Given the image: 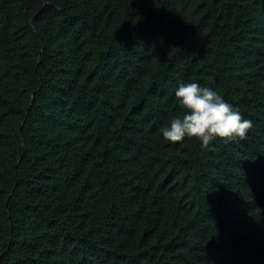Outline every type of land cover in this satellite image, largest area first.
I'll use <instances>...</instances> for the list:
<instances>
[{
  "label": "trees",
  "instance_id": "1",
  "mask_svg": "<svg viewBox=\"0 0 264 264\" xmlns=\"http://www.w3.org/2000/svg\"><path fill=\"white\" fill-rule=\"evenodd\" d=\"M188 82L246 137L164 139ZM0 264H264V0H0Z\"/></svg>",
  "mask_w": 264,
  "mask_h": 264
},
{
  "label": "clouds",
  "instance_id": "2",
  "mask_svg": "<svg viewBox=\"0 0 264 264\" xmlns=\"http://www.w3.org/2000/svg\"><path fill=\"white\" fill-rule=\"evenodd\" d=\"M175 95L183 114L173 116L169 124L161 128L164 139L172 143L182 142L187 137L208 147L217 137L243 139L253 126L252 121L245 119L219 92L197 82L181 84Z\"/></svg>",
  "mask_w": 264,
  "mask_h": 264
}]
</instances>
